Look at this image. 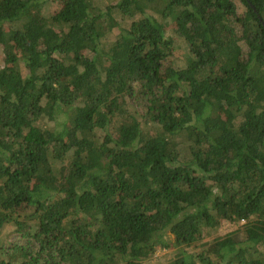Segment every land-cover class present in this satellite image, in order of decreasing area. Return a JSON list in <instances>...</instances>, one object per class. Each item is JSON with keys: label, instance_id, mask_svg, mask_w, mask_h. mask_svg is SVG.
Masks as SVG:
<instances>
[{"label": "trees", "instance_id": "1", "mask_svg": "<svg viewBox=\"0 0 264 264\" xmlns=\"http://www.w3.org/2000/svg\"><path fill=\"white\" fill-rule=\"evenodd\" d=\"M0 47V264H264V0H0Z\"/></svg>", "mask_w": 264, "mask_h": 264}, {"label": "rangeland", "instance_id": "2", "mask_svg": "<svg viewBox=\"0 0 264 264\" xmlns=\"http://www.w3.org/2000/svg\"><path fill=\"white\" fill-rule=\"evenodd\" d=\"M2 50H1V47H0V65L2 63ZM45 177L49 180V181H53L52 183H54L56 181V178H55V170H53L52 168L50 167H47L45 169ZM228 228H230V226L228 224H223V226L220 228V233H224V231H226ZM156 254H161L159 251L156 252Z\"/></svg>", "mask_w": 264, "mask_h": 264}]
</instances>
